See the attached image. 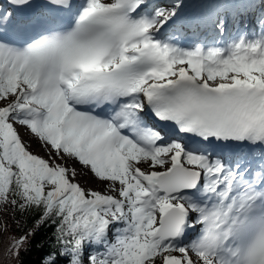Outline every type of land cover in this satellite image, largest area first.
Instances as JSON below:
<instances>
[{"label":"snow or ice","instance_id":"6c2138e0","mask_svg":"<svg viewBox=\"0 0 264 264\" xmlns=\"http://www.w3.org/2000/svg\"><path fill=\"white\" fill-rule=\"evenodd\" d=\"M0 214V264H264V0H0Z\"/></svg>","mask_w":264,"mask_h":264},{"label":"trees","instance_id":"16d2710c","mask_svg":"<svg viewBox=\"0 0 264 264\" xmlns=\"http://www.w3.org/2000/svg\"><path fill=\"white\" fill-rule=\"evenodd\" d=\"M19 218V217H18ZM35 217L32 215H29L26 219V226L31 227L32 223L34 222ZM16 231V227L14 228V231ZM52 229L44 227L40 230V232L37 235L36 241L32 245V250L27 253L23 254V259L26 261V264H36L40 256L44 253L50 250L48 238L51 236ZM43 244V248H40L38 245ZM3 247V241L0 242V248ZM0 249V250H1Z\"/></svg>","mask_w":264,"mask_h":264},{"label":"rangeland","instance_id":"374dc122","mask_svg":"<svg viewBox=\"0 0 264 264\" xmlns=\"http://www.w3.org/2000/svg\"><path fill=\"white\" fill-rule=\"evenodd\" d=\"M22 135H23V131H22ZM25 139H27V137H24ZM35 144V146L33 147L34 151L38 154V155H44L43 150L39 147V145L36 143V141H32V145ZM45 158H47L45 156ZM69 166L70 167H78L76 164H74V162L69 161ZM82 185H84L85 187H91V188H95V182L93 180H91L88 177H85L81 180ZM87 185V186H86ZM97 189V188H96ZM100 190H103V188H101ZM3 219H5V217L0 214V227H2V221ZM8 223L11 225V231H14V228L16 227V225L9 219ZM7 233L4 234V239H3V245L6 244V238H7ZM1 249V248H0ZM2 250V249H1Z\"/></svg>","mask_w":264,"mask_h":264},{"label":"bare ground","instance_id":"6f19581e","mask_svg":"<svg viewBox=\"0 0 264 264\" xmlns=\"http://www.w3.org/2000/svg\"><path fill=\"white\" fill-rule=\"evenodd\" d=\"M34 146H35V144H33V145H32V148L30 149V150L33 151V152H35L34 149H33ZM35 153H36V152H35ZM36 154H37V153H36ZM77 166H78V165H77ZM76 168L79 169V166L76 167ZM77 179H78L79 182L81 183V180H82V179H81L79 176L77 177ZM93 181H94V180H93ZM94 182H95V185H94L95 188H97V189H101V188H103V185L98 184V182H96V181H94ZM81 185H82V183H81ZM82 186H84V185H82ZM86 186H87V185H86ZM84 187H85V186H84Z\"/></svg>","mask_w":264,"mask_h":264}]
</instances>
